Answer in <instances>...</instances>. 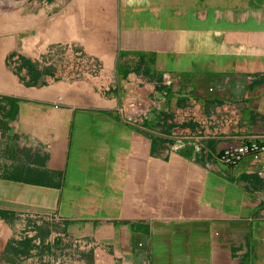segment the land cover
<instances>
[{
	"label": "crops",
	"instance_id": "0c3cea01",
	"mask_svg": "<svg viewBox=\"0 0 264 264\" xmlns=\"http://www.w3.org/2000/svg\"><path fill=\"white\" fill-rule=\"evenodd\" d=\"M252 143L264 0H0V264H264Z\"/></svg>",
	"mask_w": 264,
	"mask_h": 264
},
{
	"label": "built area",
	"instance_id": "2783aa9c",
	"mask_svg": "<svg viewBox=\"0 0 264 264\" xmlns=\"http://www.w3.org/2000/svg\"><path fill=\"white\" fill-rule=\"evenodd\" d=\"M65 67L69 73L81 75L84 68H88V71L94 72L98 68V64L93 59H87L80 53H70ZM248 155H258L264 159V144L252 143L249 145L233 146L224 151L220 157V161L224 165L233 167L237 166ZM259 174H264V165Z\"/></svg>",
	"mask_w": 264,
	"mask_h": 264
},
{
	"label": "trees",
	"instance_id": "16d2710c",
	"mask_svg": "<svg viewBox=\"0 0 264 264\" xmlns=\"http://www.w3.org/2000/svg\"><path fill=\"white\" fill-rule=\"evenodd\" d=\"M8 251L12 252L15 255L18 256H23L26 255L29 252V246H28V242H24L23 244H21L18 249H8Z\"/></svg>",
	"mask_w": 264,
	"mask_h": 264
}]
</instances>
